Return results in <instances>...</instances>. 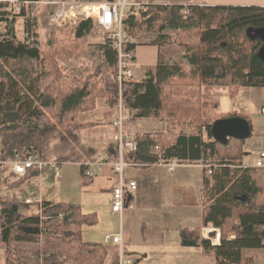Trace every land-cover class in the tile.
Wrapping results in <instances>:
<instances>
[{"label": "trees", "instance_id": "16d2710c", "mask_svg": "<svg viewBox=\"0 0 264 264\" xmlns=\"http://www.w3.org/2000/svg\"><path fill=\"white\" fill-rule=\"evenodd\" d=\"M8 7L7 3L0 5V8ZM180 8L177 5L150 8L149 18L139 23L127 21L130 37L134 33L156 32L159 45V41L168 40L163 34L167 28L180 30L178 47L184 51L190 66L186 72L178 64L159 63L142 83L122 82L120 93L123 109L127 111L126 122L165 117L169 124L165 131L134 133L138 149L128 158L147 167L161 160L203 161L217 157L220 166L213 174V184L210 186L203 178L202 226L211 224L219 229L220 245L212 246L203 239L201 229L181 230L180 243L183 247L201 246L206 255L214 258L215 264H242L244 250L264 248V169L240 167L245 166L242 146L246 139L213 141L210 134L213 123L205 125L203 119L204 111L216 105L203 95L202 88L224 86L233 98L240 88L264 87V64L257 57L262 40L256 36L257 31L264 30V7L189 6V17L196 19L192 23L182 22ZM0 15L7 23L5 32H0V92L3 89L0 171L7 172L8 179L15 177L9 164L15 155L24 158L33 154L49 160L55 143L75 144L81 131L98 126L91 122L76 123L80 113L94 111L98 101L110 109L117 107L118 68L116 52L106 40L101 45V62L93 73L70 78L60 68V61L71 60L87 48L91 19L81 21L67 38L51 39L41 49L25 44L33 31L28 19L25 39L19 41L13 20L6 18V12ZM228 36L235 38L234 45L223 41ZM238 37L243 38L242 44L238 43ZM134 48L130 44L127 49ZM14 85L27 86L32 97L18 98L14 107L6 110L4 100L9 87ZM24 104L29 108H24ZM232 117L240 116H216L214 121ZM186 121L188 127H204L212 142H202L201 133L185 134L179 128ZM155 146L159 148L157 154L151 150ZM105 150L112 161L117 158L113 144ZM86 151V160L100 152L91 148ZM75 153L71 150L65 155H56L54 161L61 165L72 162ZM35 176L36 171H29L10 187L20 188ZM32 208L16 196L0 198V245L4 247V264H40V257L43 264L105 263L104 245L84 242L81 237L83 227L96 225L95 214H84L74 205L50 201L43 202L41 215L29 214Z\"/></svg>", "mask_w": 264, "mask_h": 264}, {"label": "crops", "instance_id": "0c3cea01", "mask_svg": "<svg viewBox=\"0 0 264 264\" xmlns=\"http://www.w3.org/2000/svg\"><path fill=\"white\" fill-rule=\"evenodd\" d=\"M173 3L178 6L190 5L200 7H264V0H177ZM6 18H9V15ZM14 24L15 22L13 23V27ZM133 38L134 37H130V44L135 45V48L132 51L133 66L131 69L133 78L134 80H136V82L142 83L147 77V74H153L159 63L167 65L176 63L181 66L184 71L189 72L190 66L189 64H187L184 58V53H181L182 58H179V60L176 61L174 57L170 56L167 53L166 48L159 45L158 42L155 41V39L151 42L143 44L134 41ZM247 88L249 87L240 88L239 92ZM250 88L258 89L259 97L263 102L261 108L264 107V87ZM214 91L222 94L223 91H227V96L229 97V99L231 98L229 96L227 87L204 86L202 88L203 95H205L210 100V102L216 105L213 109V114L220 115L219 111L221 102L219 101V99L211 97L209 95V93H214ZM212 98H214L216 102ZM245 105L246 103L241 102L239 105V109H231L227 112V114L248 118V115L244 113L246 112V108H244ZM90 115L95 117L94 120L101 122L98 126H96L97 128L93 129L97 131L94 134L95 137L92 139L91 146L88 147L100 151L99 153L92 156L91 160H93L96 156L106 153V147L112 144V137L114 134L112 123L114 121L116 111L114 109L107 108L102 101H98L97 108L94 111L80 114L77 117V121H86ZM261 117L263 116L261 115ZM155 121H157V123H155ZM98 122H96V124H98ZM144 124H147L149 126H155V124L163 125L162 129L157 126L156 132L165 131V129H167V123H165L164 121L160 122V120L156 119H144L133 123L125 122V131L132 135L137 132L154 133L151 131H147V128ZM99 127H101V129L109 128L111 129V131L107 132V130L104 129L99 130ZM258 130H260L259 133L262 136V140L259 141L258 145L254 142L253 144L244 142L242 146L244 152V159L242 162L244 165L253 166L259 154L264 153V125L263 128H259ZM201 135L202 142H212V140L205 138L204 134ZM254 137L255 135H251L250 139L252 140L254 139ZM153 153L157 154L155 152ZM253 156L254 158H252ZM171 160H174L178 163V166L175 167L172 171H170L165 165L161 164L163 162L168 163ZM201 162L202 159H170L166 161L161 160L156 165L148 166V169L157 172V177H154L151 183L148 184L143 179H141V176L148 173L149 170H134V172L128 171L126 174L124 173V182H135L137 186L136 190L130 193V195L128 196L126 201V208L124 209L121 218L119 216L112 215L111 211L109 212L111 216L118 219L120 226L116 234L121 233L124 253L128 257L134 258L136 260L135 264H215L214 258L212 256L206 255L201 246L183 247L180 243L179 236L180 231L183 229L193 230L201 229L203 227L202 211L204 208V204L202 188L204 174L203 172H192L193 170L188 172L193 168L202 169L199 166ZM178 170H182V176H178L171 181L167 179L165 180L164 178L159 179V176L165 177V171H167L169 174H174ZM134 174L136 179L134 177ZM185 177L193 178V180L189 181ZM94 179H91L90 181ZM95 181H103L104 187L101 188L106 189L105 191H107V194L109 195L110 202L112 191L116 184L115 176L112 170L109 168H104L102 175L96 177ZM190 196H192L194 204L187 205V200ZM28 197L30 196H26L24 198ZM44 201H47V199L44 198ZM172 208L180 209V212H185L184 214L186 216L184 224L181 223V225H178L177 227L169 228L167 227L166 222L168 218L167 212ZM103 245L106 249V260L104 264H115L118 254V247L111 243L105 244L104 242ZM2 247L3 246L0 245V249H2ZM242 264H264V248L244 250L242 253Z\"/></svg>", "mask_w": 264, "mask_h": 264}, {"label": "rangeland", "instance_id": "374dc122", "mask_svg": "<svg viewBox=\"0 0 264 264\" xmlns=\"http://www.w3.org/2000/svg\"><path fill=\"white\" fill-rule=\"evenodd\" d=\"M10 1V0H6ZM45 1H66L70 2L76 5H98L100 3H103L105 0H45ZM177 0H171V2H175ZM56 6L48 5L43 6L37 9H32L28 12L26 18H22V16L16 15L10 7L8 8H0V14L2 12H6V14L9 15L8 20H13L15 22L14 24V31L15 34H17V39L19 41H22L25 39V20L28 19L29 21V27L32 28L33 32V39L38 42V48H43L44 45L47 44L51 39H64L69 36L70 30H73V28L80 23L81 18H85V15L77 16L74 23L67 24L63 27H57L52 26L50 23V17L52 12L56 9ZM88 10V9H86ZM80 11V10H79ZM16 17V18H14ZM1 18H3L1 20ZM14 18V19H12ZM89 19L92 20V28L87 36V48L81 52L80 54L76 55L73 59L67 60V61H60V68L63 70V72L70 78L85 76L87 74H91L95 71L96 67L99 66L101 59H102V51H101V45L105 42V33L104 31L97 26L95 19L93 17H90ZM182 19L183 23H192L195 22V18L191 19V17H187V19ZM6 21H4V16L0 15V32H5L6 30ZM164 35L168 37L167 41H159L161 46L165 47L167 50V53L174 57L175 60H179V58H182L181 53H184L183 50H181L178 47V42L181 36V31L175 28H167L164 32ZM260 37H264V30L258 31L256 33ZM131 37H134V41H137L139 43H147L151 42L155 39V41H158V33L152 32V33H134ZM238 43L242 44L244 41L243 38L238 37ZM229 41L233 45L235 44L236 40L234 37L228 36L227 39L223 40ZM185 54V53H184ZM172 60V59H171ZM176 64V63H174ZM173 65V64H172ZM183 69V68H182ZM240 90V89H239ZM237 92L235 97L229 99L227 96V91H223L222 93H219L217 91H214V93H209L211 97L219 99L221 102L220 106V115H214L212 106L209 109H206L204 111V119L203 122L205 125L212 124L214 122V119L216 116H222L227 117L229 114H227L228 111L231 109H239V105L241 102L246 103L244 108H246V112H244L247 117H244V119L249 122L250 126L253 127L251 131V135H255L254 139H250V137L245 140V143L248 144L256 143L258 145L259 141L262 140V136L259 133V128H263L264 125V117H261L260 115V108L263 104L261 101V98L259 97V91L255 88H247L243 89L240 92ZM3 93V89L0 92ZM24 96H27L28 98H31V92L28 89L27 86H21V85H14L9 87V92L7 94L6 99L4 100L5 109L10 110L14 107V104L18 98H22ZM205 96V95H204ZM206 97V96H205ZM212 98L215 102L216 100ZM230 107V108H229ZM234 107V108H233ZM24 108H29L26 104H24ZM116 111V108L114 109ZM127 114V111H125ZM83 114V113H80ZM79 114V115H80ZM223 114V115H222ZM78 115V116H79ZM77 116V117H78ZM95 117L90 115L87 120L78 122L76 118V123L78 124H85V123H95L98 122L97 120H94ZM160 120V122L164 121L167 123V128L169 126L167 118L162 119H156ZM186 121L185 123H187ZM101 122H98V125ZM157 123V121H155ZM147 128V131L156 132V127H160L162 129L163 125H157L155 124L152 126H149L147 124H144ZM103 127V126H101ZM99 127V130H107L111 131V129L103 128L101 129ZM97 128V127H94ZM91 129H85L79 133V141L75 144H58L55 143L54 151L51 152L49 160H54L56 155H65L66 153L70 152L71 150H75L76 153L73 155L72 162L63 163L61 165L60 171H61V177L58 180H55L51 175V170L49 169L46 171L42 176V186H41V195L47 199V201L51 202H58L63 204H71L76 207H79L80 211L84 214H95L97 217V223L94 226L91 227H83L81 232V237L84 242L87 243H101L103 244V240L105 235H114L118 232L120 223L117 218H114L110 215V202H109V195L107 194L106 189L101 188L104 187L103 181L98 182L95 181L96 178L92 181L90 179H87L82 175L80 164L86 160V150L89 146H91L92 139L95 137V132L97 130ZM179 129H181L185 134H193V133H201L204 134V137L207 138V135L205 133V128H194V127H188V123L184 124L183 127L181 126ZM254 129V130H253ZM160 130V129H158ZM166 130V129H165ZM109 135V134H108ZM106 136V135H105ZM109 137V136H107ZM106 137V139H107ZM261 145V144H260ZM257 147V146H256ZM1 148V144H0ZM153 152H155L154 148L151 149ZM255 156V154H254ZM254 156L252 158H254ZM95 159V158H94ZM93 159V160H94ZM210 159L212 163L219 164V160L217 157H210L207 158ZM89 161V160H86ZM239 168V167H238ZM134 170H149L148 173L141 176V179H143L147 184L151 183L154 177H157L156 171H151L147 167H137V168H131L125 169V174L129 172H134ZM153 170V169H152ZM193 170V171H192ZM182 170L176 171L174 174H169L167 171H165V177L159 176V179H167V180H173L181 175ZM203 172L202 169L199 168H193L189 170L188 172ZM191 172V173H192ZM180 174V175H179ZM185 176V175H184ZM135 177V174H134ZM6 178V179H5ZM187 180H193V178L185 177ZM204 178L205 174H204ZM136 179V177H135ZM206 180L209 182L210 186L213 184V177L211 179ZM16 179L14 178H8L7 179V172L0 171V198L5 199L7 197L16 196L19 199L23 200L26 196L31 197H37L38 192H34L30 189V185L25 183L22 187L11 188V184L14 183ZM1 184L4 185L1 186ZM194 204L192 196L189 197L187 200V205ZM178 207V206H176ZM180 209L178 208H172L168 210L167 212V227L174 228L178 225L184 224L185 220V212H180ZM35 207L31 209L29 214H35ZM184 217V218H183ZM201 232V230H200ZM3 250L0 249V264H4L3 261ZM30 256V255H28ZM40 262L41 257L38 258ZM40 263V264H41ZM39 264V262H38Z\"/></svg>", "mask_w": 264, "mask_h": 264}, {"label": "built area", "instance_id": "2783aa9c", "mask_svg": "<svg viewBox=\"0 0 264 264\" xmlns=\"http://www.w3.org/2000/svg\"><path fill=\"white\" fill-rule=\"evenodd\" d=\"M7 3L12 11L16 15H22V18H26L30 10H34L43 6H56L57 8L52 12L50 17V23L52 26L63 27L67 24L74 23L77 16L85 15V18H81L79 21L87 20L90 17L95 19L97 26H99L105 33V40L109 46L116 52L118 74L116 81L118 83V104L116 107V115L112 123L114 128V134L112 137V144L116 147L117 158L111 160L106 154H100L95 157L94 160L85 161L82 164V175L87 179H94L99 177L103 173L104 168L112 170L115 176V186L112 191L110 200V211L112 215H121L126 208V201L130 193L136 190L135 182L125 183L123 180L124 171L126 168L144 167L128 158L129 154H133L137 151V143L134 140L132 134L125 131V122L127 120V114L122 106L120 87L122 82L130 81L138 83L133 78L132 74V51H128V45H130V36L128 35L127 21L132 20L134 23H139L144 19L149 18L148 11L150 8H171L176 6L171 0H105L98 5H76L66 1H45V0H0V5ZM178 6V5H177ZM190 5H181L180 16L183 19H187L190 15ZM88 9V10H86ZM80 10V11H79ZM36 40L33 39L32 32H30L25 44L32 47H37ZM260 114L264 117V107L261 108ZM155 153L159 152L157 146L154 147ZM1 164V163H0ZM14 179L19 180L24 178L29 171H36L37 176L29 179L26 183L30 185V189L34 192H38L37 197L24 198L22 201L26 205L35 207L37 214H42V204L44 197L41 195L42 176L43 174L51 170V175L55 180L61 177V164L54 160H42L36 155L28 154L26 157H21L19 154L15 155L9 161ZM168 167L172 171L178 166V163L174 160L170 162L161 163ZM199 166L204 171L205 177L211 179L215 170L220 166L219 164L212 163L210 159L203 160ZM249 165L240 166L243 168ZM251 168L264 169V153H260L257 160ZM1 186L4 187L3 184ZM201 237L208 240L212 246L220 245V231L214 228L211 224L201 228ZM105 244H114L118 247V254L115 264H135L136 260L132 257H128L124 253L121 233L115 235H107L104 238Z\"/></svg>", "mask_w": 264, "mask_h": 264}, {"label": "water", "instance_id": "95a60500", "mask_svg": "<svg viewBox=\"0 0 264 264\" xmlns=\"http://www.w3.org/2000/svg\"><path fill=\"white\" fill-rule=\"evenodd\" d=\"M256 36L258 35L256 34ZM260 39L262 40V46L257 53V57L264 64V37H260ZM210 134L213 141L225 143L228 139H247L251 134V129L245 119L232 117L214 121L210 128Z\"/></svg>", "mask_w": 264, "mask_h": 264}]
</instances>
